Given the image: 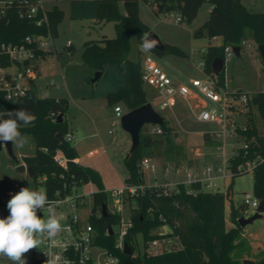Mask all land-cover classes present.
<instances>
[{
	"label": "trees",
	"instance_id": "trees-1",
	"mask_svg": "<svg viewBox=\"0 0 264 264\" xmlns=\"http://www.w3.org/2000/svg\"><path fill=\"white\" fill-rule=\"evenodd\" d=\"M96 1V23L114 22L116 36L112 39L86 41L82 52L83 60L95 71L103 72L109 64L119 67L127 83L107 95L108 103L113 106L120 104L125 111L133 110L150 102V99L142 81V62L130 58V40L135 35L141 45L143 33H149L151 28L140 18L141 0ZM143 1L147 2L157 15L177 11L187 23L197 17L204 3L212 4L209 18L194 33L195 37L205 36L206 33L210 38L222 39L221 44H209L202 53L204 72L208 75H213L214 60L224 58V48L227 45L241 47L243 40L252 41L257 46L264 44V12L249 10L242 0ZM48 17L50 32L55 37L59 24L64 19V11L54 5L48 12ZM47 31L46 25L37 26L32 19L21 18L16 5H12L7 14L0 18V43L19 44L26 35L46 34ZM152 52L160 57L167 52L184 55L178 47L170 44H166L164 51L153 49ZM52 53L54 52L44 53L42 59ZM217 78L219 86L225 84L224 72ZM20 108L36 116L34 123L21 125L20 128L22 134H32L36 143L35 153L23 157L24 164L34 170L33 180L38 182L39 178L43 179L44 189L50 199L72 194L74 185H96L97 190L91 193L92 207L89 218L93 228V244L118 257L119 264H243L244 259L248 258L244 252L250 249V245L243 237V229L238 223L244 208L231 204V225H227L225 193L208 191L199 182L180 184L176 190L168 193L163 192L161 188H149L146 185L140 166L146 157L162 159L163 170L168 165L181 166L191 163L185 140L179 137V132L169 121L165 120L161 125V134L146 133L143 127L139 145L129 152L124 160L127 170L125 184L143 186V189L138 188L136 194L127 195L132 224L124 237V241L132 248V254L127 255L116 245L118 233L114 228L121 225V214L112 211L111 192L103 190L101 177L95 169L75 161L78 153L72 141L68 139L73 128L65 118L69 99L38 96L33 80L31 90L21 98L5 100L0 93V111H14ZM61 114L63 120L59 122L57 120ZM256 115L259 116L262 130L256 126ZM247 121L248 129L241 133L250 142V147L247 153L243 147L237 148V154L231 159L233 178L249 172H236L237 165L247 159H253L257 153L264 154V91L251 96ZM58 133L65 137V141L59 139ZM176 137L181 141L177 142ZM203 137L207 144L219 145L209 133H205ZM58 151L66 157L68 170L56 162L55 155ZM254 178V195L264 200L263 167L254 171ZM232 185L233 183L229 186L228 195ZM103 205L107 206L108 215L98 216ZM164 227H168L170 231L162 232ZM110 228L114 233H111ZM138 234L142 235L145 250L136 254L134 245ZM168 239H173L176 247L167 249L161 244L157 252L149 249V244L153 241ZM35 264L41 263L36 260ZM254 264H264V256L254 260Z\"/></svg>",
	"mask_w": 264,
	"mask_h": 264
},
{
	"label": "rangeland",
	"instance_id": "rangeland-1",
	"mask_svg": "<svg viewBox=\"0 0 264 264\" xmlns=\"http://www.w3.org/2000/svg\"><path fill=\"white\" fill-rule=\"evenodd\" d=\"M242 2L251 11L264 12V0H243ZM56 4L64 11V19L59 24L58 33L54 37L55 52L40 62L39 74L36 77L37 95L69 99V108L65 118L70 127L74 129L72 144L76 147L78 157L82 158V164L92 167L99 173L104 191L115 192L126 186L124 179L127 170L124 160L132 143L129 133L122 128L121 124L113 127V134L109 133L112 129L111 119L114 115V106L108 103L107 95L124 87L127 81L119 67L109 64L102 72L100 79L93 82L96 71L82 57L86 41L112 39L116 36L115 23L112 21L96 23V0H57ZM211 5L210 2L204 3L191 23L185 21L177 23L175 21V17L179 14L177 11L157 15L147 2L141 0L139 2L141 20L165 44L178 47L184 55L167 52L160 57L152 51L144 53L140 50L137 37L133 35L130 40V58L142 62L146 55H151L173 80L185 83L195 90L191 81L206 78L205 72L199 66L203 63L202 49H206L209 44L222 43L220 37L210 38L206 33L202 37L194 35L195 31L209 18ZM249 43L251 46L247 47L240 56H235L226 62L225 86L230 92L244 90L253 95L264 91V65L256 45L252 41ZM145 88L153 107L174 126L176 131H183L179 133V137L185 140L188 159L192 163L185 165L193 172H198L212 163L215 160L217 148L207 144L203 135L220 131L221 125L216 122L199 121L197 116L202 109H216L221 114V107L200 96L198 100L192 102L191 107L186 101H180L175 108L162 111L159 107L157 91L148 85H145ZM228 110L230 116L237 120V124L241 128L244 127L247 119L245 114ZM255 123L257 128L262 130L258 115H256ZM22 135L29 138V143L24 148H16L12 144L17 161L10 158L5 146L0 150V193L2 194H15L22 187L29 186L33 189H44L42 178L35 182L27 172L17 170L19 165L24 164L23 157L32 156L36 150L33 135L30 133ZM179 137H176L177 142L181 141ZM217 141L227 158L232 156L234 147H243L245 144V139L238 132H228ZM196 151L200 154L198 155ZM154 161L155 170H144V180L149 188L159 186L165 179L172 181L184 179L183 175L176 176L171 172H164L162 159L155 158ZM254 181L252 170L224 181L218 180L220 191L226 194L227 225H231V204L236 207L242 206L244 211L246 210L243 212L246 218L256 213L251 206L245 207L244 205L245 194H254ZM231 183L233 185L228 195ZM95 190L97 187L93 183L80 184L78 187V195L82 196L80 215L83 224L89 222L92 207L91 192ZM111 196L113 202L110 204L111 208L119 209L121 221L129 222L130 205L127 195L120 199L116 197L119 202L114 201L115 197ZM242 229L243 237L250 245V249L244 252V255L248 256L247 259L256 260L264 256V213L262 217L245 225ZM114 230L119 233L120 225ZM167 241L168 243L162 246L167 249L176 247L173 239ZM160 245V243L155 246L149 245V249L157 252ZM134 247L136 254L145 250L141 234L137 235ZM40 255L41 246L30 250L26 254L27 264H35ZM0 264H11V261L0 257Z\"/></svg>",
	"mask_w": 264,
	"mask_h": 264
},
{
	"label": "built area",
	"instance_id": "built-area-1",
	"mask_svg": "<svg viewBox=\"0 0 264 264\" xmlns=\"http://www.w3.org/2000/svg\"><path fill=\"white\" fill-rule=\"evenodd\" d=\"M57 0H0V18L5 16L11 9L12 5L17 6L19 16L21 18H28L34 20L37 26L46 25V34H29L26 35L23 41L19 44L0 43V93L5 100H14L25 96L32 87V81L36 79L39 74L40 62L43 54L47 52H55L54 37L49 28L48 12L52 10ZM175 21L180 23L183 18L180 14L175 17ZM219 38V37H214ZM249 41L243 40L241 42L240 55L247 48L250 47ZM232 45H227L224 48V70L226 62L237 56ZM258 50V46L256 45ZM205 49H202V53ZM204 71V61L199 65ZM206 74V73H205ZM218 75L206 74L205 79H193L191 81L193 90L185 83L176 82L173 80L156 62L151 55H146L142 60V81L145 85L154 88L157 91L159 98V107L162 111L175 108L180 101H186L191 107L192 102L198 100L203 96L211 102L218 104L221 107V114L216 109L208 110L202 109L197 119L202 122H216L221 125V130L209 135L214 139H220L228 132H245L248 129L247 119L250 111L251 94L246 91L226 90V86L218 85ZM11 98V99H9ZM206 104V102H204ZM231 109L237 113H244L247 117L244 127L237 124V120L230 116ZM114 115L111 119L110 134L114 133L113 127L121 124V118L126 112L122 105L114 106ZM146 133L161 134L163 129L159 124H146ZM183 132V131H177ZM243 137V136H242ZM243 148L246 153L250 147V142L246 140ZM69 140H73V135H68ZM217 151L215 160L201 168L198 172H193L190 167L186 165L174 166L168 165L164 172H171L176 176L183 175V180L165 179L159 186L165 193L172 192L178 188L180 184L189 185L191 183L199 182L208 191H220V184L218 180H226L233 177L234 171L232 169L231 159L237 154V148H233V154L230 158L226 157L222 146H216ZM199 155V151H196ZM56 162L65 170H68V161L61 151L55 155ZM141 170H155L156 164L152 158H144L141 161ZM264 169V154L257 153L253 159H247L236 167V172L250 171L253 172L258 168ZM232 175V176H231ZM147 185V184H146ZM77 185L73 186V193L65 196H58L50 199L55 202L56 210L61 217L63 230L57 237L51 240H45L41 245V255L37 261L45 264L48 257H59V264H119L118 257L108 253L93 244V228L88 222L82 223L80 209L82 196L78 195ZM149 187V186H148ZM138 188L143 189V186L137 187L133 185H126L117 191H109L115 197L116 202L124 195L136 194ZM92 193V192H91ZM14 193L2 194L0 193V218L7 217L8 209L7 202ZM81 197V198H78ZM116 197H118L116 199ZM260 199L254 194L246 193L244 197L245 207L251 206L255 211L260 205ZM113 213L119 209H112ZM246 211V210H245ZM244 211V212H245ZM100 211L97 215L100 216ZM41 217L44 215L38 212ZM131 222L121 221L120 231L117 235V247L123 250L124 237L127 235ZM168 243L167 240H155L150 243V246Z\"/></svg>",
	"mask_w": 264,
	"mask_h": 264
},
{
	"label": "clouds",
	"instance_id": "clouds-1",
	"mask_svg": "<svg viewBox=\"0 0 264 264\" xmlns=\"http://www.w3.org/2000/svg\"><path fill=\"white\" fill-rule=\"evenodd\" d=\"M157 46L158 41L150 33H143L142 52L148 53ZM35 120V114L24 108L0 111V143L11 142L16 148H24L29 138L22 135L21 125L27 126ZM7 209V217L0 218V257L11 264H27L26 254L30 250L38 249L45 240L54 239L63 230L55 202L49 199L45 189L22 187L11 195ZM38 212L44 215L41 217ZM45 264H59V257H48Z\"/></svg>",
	"mask_w": 264,
	"mask_h": 264
},
{
	"label": "water",
	"instance_id": "water-1",
	"mask_svg": "<svg viewBox=\"0 0 264 264\" xmlns=\"http://www.w3.org/2000/svg\"><path fill=\"white\" fill-rule=\"evenodd\" d=\"M152 36V38L156 39L158 41V46L155 48L156 50L164 51L166 49V44L161 40V38L154 33L153 31L149 32ZM234 52L237 56L240 55V48L234 47ZM258 51L260 53L263 65H264V44H261L258 46ZM212 70L215 75H220L224 70V59L223 58H217L214 60L212 64ZM102 76V71H96L95 77L93 78V82L98 81L100 77ZM63 115H59L57 121H62ZM165 123L164 117L153 107L151 102H148L140 107H137L133 110L126 111L122 118H121V126L122 128L129 133L131 137V149L129 152H132L140 143V133L142 128L146 124H159L163 125ZM61 141H65V137L58 133L57 135ZM3 146H5L8 150V154L10 158L17 161V158L14 154L12 143L9 142L7 144L0 143V150H2ZM17 170L20 172H27L28 175L33 178L35 173L31 166H27L26 164L19 165L17 167ZM264 213V200L260 201V205L258 209L256 210V213L248 218L245 216H241L238 219V223L241 227H244L245 225L252 223L257 218L262 217V214ZM102 214L104 216L108 215L107 206L103 205L102 207ZM111 233H114V230L110 228ZM123 252L127 255L132 254V248L128 244V242L124 243ZM243 264H254V260L251 259H244Z\"/></svg>",
	"mask_w": 264,
	"mask_h": 264
},
{
	"label": "crops",
	"instance_id": "crops-1",
	"mask_svg": "<svg viewBox=\"0 0 264 264\" xmlns=\"http://www.w3.org/2000/svg\"><path fill=\"white\" fill-rule=\"evenodd\" d=\"M242 1H243V0H242ZM211 10H212V5H211ZM35 83H36V89H37V82H36V79H35ZM72 135L74 136V129H73ZM73 139H74V138H73ZM81 159H82V158L78 157V158L75 159V161L78 162V163H80V164H82V163H81ZM23 163H24V162H23ZM82 165H84V164H82ZM85 166H86V165H85ZM163 231H164L165 233H167V232L170 231V229H169L168 227H164V228L162 229V232H163Z\"/></svg>",
	"mask_w": 264,
	"mask_h": 264
}]
</instances>
